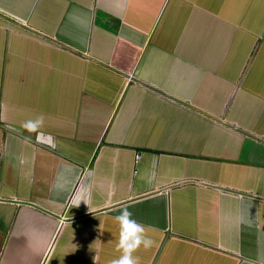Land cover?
Instances as JSON below:
<instances>
[{
	"label": "crops",
	"instance_id": "crops-1",
	"mask_svg": "<svg viewBox=\"0 0 264 264\" xmlns=\"http://www.w3.org/2000/svg\"><path fill=\"white\" fill-rule=\"evenodd\" d=\"M264 264V0H0V264Z\"/></svg>",
	"mask_w": 264,
	"mask_h": 264
},
{
	"label": "clouds",
	"instance_id": "clouds-1",
	"mask_svg": "<svg viewBox=\"0 0 264 264\" xmlns=\"http://www.w3.org/2000/svg\"><path fill=\"white\" fill-rule=\"evenodd\" d=\"M116 220L120 225L118 249L122 255L112 260L111 264H137L133 257V251L143 245L146 249L153 244L152 239L144 235V226L132 219V213L124 208L116 215Z\"/></svg>",
	"mask_w": 264,
	"mask_h": 264
}]
</instances>
